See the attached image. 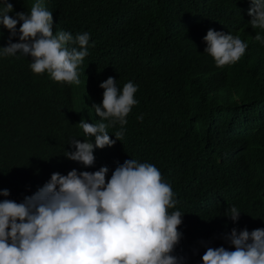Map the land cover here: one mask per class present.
Listing matches in <instances>:
<instances>
[{"label": "trees", "instance_id": "obj_1", "mask_svg": "<svg viewBox=\"0 0 264 264\" xmlns=\"http://www.w3.org/2000/svg\"><path fill=\"white\" fill-rule=\"evenodd\" d=\"M52 12L53 34L73 40L88 32V55L78 66L80 84L34 73L21 52L0 56V189L22 202L54 172L112 171L125 160L156 166L178 201L182 233L174 255L202 264L207 247L234 250L226 234L264 228V44L249 20V0H43ZM30 13L27 0H8ZM3 7V0H0ZM17 34L11 42H19ZM208 29L238 35L248 45L234 64L217 67L206 52ZM0 24V47L9 43ZM264 35V32H262ZM69 48L78 44L69 42ZM137 85L123 125L107 128L112 146L94 148L91 166L68 159L73 139L86 137L72 103L102 102L100 84ZM87 110H95L91 105ZM143 116V119L138 117ZM108 123L98 116L93 122ZM241 212L232 221L230 209Z\"/></svg>", "mask_w": 264, "mask_h": 264}, {"label": "clouds", "instance_id": "obj_2", "mask_svg": "<svg viewBox=\"0 0 264 264\" xmlns=\"http://www.w3.org/2000/svg\"><path fill=\"white\" fill-rule=\"evenodd\" d=\"M30 13L17 12L16 18L8 15L12 3L3 0L0 7V24L9 30V43L0 47V56L21 52L32 58L31 70L36 74L47 72L57 82L80 84L78 66L88 53L90 34H78L73 40L70 32L53 34L52 12L43 0H27ZM249 24L257 31L254 40L264 44V0H249ZM19 42H11L17 34ZM204 52L217 67L231 65L240 60L248 47L238 35L208 29L203 37ZM69 42L78 44L69 48ZM100 87L104 89L102 102L75 100V120L89 139H73L74 151L64 155L85 166L95 162L94 148L112 146L107 128L121 125L116 140L124 135L123 125L132 107L137 85L129 81L122 90L116 79L108 77ZM95 110H87L88 106ZM108 123L93 122L98 118ZM143 119V116L138 117ZM109 169L77 171L66 175L51 174L49 181L22 202L0 201V264H182L174 255L182 233L179 210L169 212L178 201L171 186L163 180L160 170L135 159L125 160L112 171ZM9 191L0 189V196ZM236 206L230 209L232 221L239 219ZM225 239L234 250L207 247L202 264H264V228L237 232L233 228Z\"/></svg>", "mask_w": 264, "mask_h": 264}]
</instances>
